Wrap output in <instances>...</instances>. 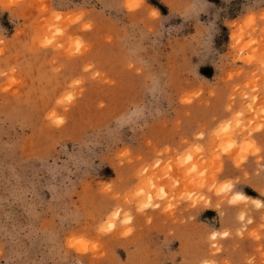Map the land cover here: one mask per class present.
<instances>
[{
    "label": "rangeland",
    "instance_id": "1",
    "mask_svg": "<svg viewBox=\"0 0 264 264\" xmlns=\"http://www.w3.org/2000/svg\"><path fill=\"white\" fill-rule=\"evenodd\" d=\"M204 261L264 264V0H0V264Z\"/></svg>",
    "mask_w": 264,
    "mask_h": 264
},
{
    "label": "clouds",
    "instance_id": "2",
    "mask_svg": "<svg viewBox=\"0 0 264 264\" xmlns=\"http://www.w3.org/2000/svg\"><path fill=\"white\" fill-rule=\"evenodd\" d=\"M203 264H214V262H211V261H204Z\"/></svg>",
    "mask_w": 264,
    "mask_h": 264
},
{
    "label": "bare ground",
    "instance_id": "3",
    "mask_svg": "<svg viewBox=\"0 0 264 264\" xmlns=\"http://www.w3.org/2000/svg\"><path fill=\"white\" fill-rule=\"evenodd\" d=\"M243 195H237V197H241V198H244V196L242 197ZM258 203H259V205H260V202L259 201H257Z\"/></svg>",
    "mask_w": 264,
    "mask_h": 264
}]
</instances>
